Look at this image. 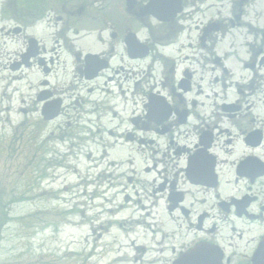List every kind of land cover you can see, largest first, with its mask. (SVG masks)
<instances>
[{"label": "flooded vegetation", "instance_id": "1", "mask_svg": "<svg viewBox=\"0 0 264 264\" xmlns=\"http://www.w3.org/2000/svg\"><path fill=\"white\" fill-rule=\"evenodd\" d=\"M258 3L0 0L32 174L54 184L62 157L86 161L72 170L75 206L94 212L78 264H264Z\"/></svg>", "mask_w": 264, "mask_h": 264}, {"label": "rangeland", "instance_id": "2", "mask_svg": "<svg viewBox=\"0 0 264 264\" xmlns=\"http://www.w3.org/2000/svg\"><path fill=\"white\" fill-rule=\"evenodd\" d=\"M257 7L259 12H264V4L258 3ZM253 19V16L248 18L249 22ZM257 26L264 27V15L258 18ZM227 53L229 64L234 63L233 52ZM2 65L5 63L0 60V264H78L80 254L85 263L91 251V238L87 241L86 238L90 237L94 212L90 202L81 208L75 206L78 192L71 185L79 181L73 168L83 169L86 161L83 157L78 162L62 157L63 167L55 170L59 178L54 184L37 179L41 176L39 167L32 174L28 165L29 145H23L29 135L27 129L33 123L32 112L28 110L32 102L26 96V87L17 86L9 74L1 71ZM20 107L27 110L25 117ZM23 117L25 125L16 128ZM44 163L40 167L44 168ZM62 183L68 188L66 193L61 192ZM78 209H85L86 215L78 216ZM105 258L101 255L98 263L94 257L87 262L93 264L95 259V264H103Z\"/></svg>", "mask_w": 264, "mask_h": 264}]
</instances>
